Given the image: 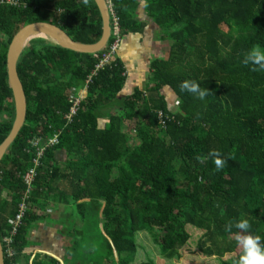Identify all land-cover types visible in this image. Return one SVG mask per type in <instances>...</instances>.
Here are the masks:
<instances>
[{
  "label": "trees",
  "instance_id": "trees-1",
  "mask_svg": "<svg viewBox=\"0 0 264 264\" xmlns=\"http://www.w3.org/2000/svg\"><path fill=\"white\" fill-rule=\"evenodd\" d=\"M14 1L17 6L0 5V144L14 118L5 61L15 33L44 22L75 42L93 44L102 31L93 0ZM108 1L119 37L142 33L141 11L166 55L150 60L145 89L126 95L118 58L92 73L112 35L97 58L43 38L28 42L16 64L26 117L0 161V241L10 236L12 251L6 258L3 247L4 264L28 260L27 237L44 218L35 211L47 202L69 212L71 264L80 259L87 233L98 236L90 264L133 263L139 234L158 264L179 258L188 243L220 264H237L238 236L257 235L264 244V71L242 63L254 46L264 51V0ZM184 81L208 94L200 99L182 91ZM165 89L172 97L165 98ZM80 92L68 121L71 98ZM127 122L133 136L124 131ZM55 133L56 144L46 146ZM212 151L226 160L219 171ZM21 205L23 216L11 235L9 221ZM241 218L249 230H226ZM32 264L58 263L35 257Z\"/></svg>",
  "mask_w": 264,
  "mask_h": 264
},
{
  "label": "crops",
  "instance_id": "crops-1",
  "mask_svg": "<svg viewBox=\"0 0 264 264\" xmlns=\"http://www.w3.org/2000/svg\"><path fill=\"white\" fill-rule=\"evenodd\" d=\"M138 16L140 20L145 21L146 23L144 30L141 34H127L121 37L115 53L116 58L121 61L125 69L126 79L123 91L126 95H130L134 89L143 91L150 79V60L153 58L164 57L166 55V48L156 42L154 37L149 40V35L151 34L150 32L152 29L150 22L141 11H138ZM148 40L149 44L152 40L156 42L157 52H154V54H150L147 51L148 48L146 46V42ZM167 92V89L163 92V95H166V99L168 98ZM59 154L60 156L56 154V157L58 163L62 164L65 157L62 152ZM46 211L47 212L43 215L44 218H41L33 224V227L27 237L28 246L24 254L28 257V260L25 261L21 258L16 264H32L35 257H39L41 259H53L58 264H71L69 259H66V251L69 248V238H67L64 234V227H61L63 225L61 223V217L65 215L63 213L66 211H63V206L53 205L52 202L46 203ZM68 215L69 214H67V216ZM75 226L81 227V224H78L77 221ZM99 228L101 229V225ZM66 260L67 263L65 262ZM86 260L87 259L84 257H80V259L74 260V264H90V262Z\"/></svg>",
  "mask_w": 264,
  "mask_h": 264
},
{
  "label": "water",
  "instance_id": "water-1",
  "mask_svg": "<svg viewBox=\"0 0 264 264\" xmlns=\"http://www.w3.org/2000/svg\"><path fill=\"white\" fill-rule=\"evenodd\" d=\"M101 17L102 31L99 40L93 44H83L73 41L57 25L44 22H35L23 26L12 37L6 51V77L14 104V118L11 129L6 138L0 144V161L8 147L16 138L24 124L26 117V99L24 91L16 71V64L21 52L28 42L35 38L50 39L64 49L81 54H95L102 51L111 34L110 9L107 0H93ZM1 34V33H0ZM40 34V35H39ZM47 40V39H46ZM0 264H4L3 248L0 242Z\"/></svg>",
  "mask_w": 264,
  "mask_h": 264
},
{
  "label": "rangeland",
  "instance_id": "rangeland-1",
  "mask_svg": "<svg viewBox=\"0 0 264 264\" xmlns=\"http://www.w3.org/2000/svg\"><path fill=\"white\" fill-rule=\"evenodd\" d=\"M152 34L149 35V40L152 38ZM149 40L146 42V46L148 48V53H153L157 52V46H156V42H154L152 40V42H150L149 44ZM168 96L172 97V93L171 92H167ZM174 98V97H173ZM133 124L132 123H126L124 125V131L129 132L130 129H132ZM133 130L130 131V135L133 136L134 133ZM135 143V140H132ZM133 143V144H134ZM58 156H60L59 153H57ZM61 162V161H59ZM61 164V163H58ZM38 215H44L46 211V205H44L43 208H38L35 211ZM66 215L61 217V223L63 224L61 227H64V234L67 238H71L72 235H70V232H68L69 228H73V225L71 222H69L68 218H67V212H65ZM78 224H81L78 221ZM80 228V227H77ZM141 234H139L138 236H140ZM138 236H135V241L137 244V252L135 253L134 256V262L131 264H140L143 261H152V264H158V259L155 257L154 253L151 252V249L149 248V246H147L145 241H141V238L138 239ZM199 235L196 236V240L198 238ZM243 236V235H240ZM97 239L98 236L96 233H87V234H83V237L81 238V255L80 257H83L85 259H89L94 257L96 255L95 249H96V245H97ZM72 246L69 245V248L66 251V255H69L70 257H73V253L70 248ZM70 250V251H69ZM242 252V247L240 245H238L236 252L234 253L235 256H237L239 253ZM78 253L80 254V252L78 251ZM179 258L177 259H173V260H169V261H162L160 264H220L219 260L214 258V257H205L203 256L196 248L195 244H190L188 243L187 246L179 251ZM227 256L224 257V259H226ZM116 259V257H115Z\"/></svg>",
  "mask_w": 264,
  "mask_h": 264
},
{
  "label": "clouds",
  "instance_id": "clouds-1",
  "mask_svg": "<svg viewBox=\"0 0 264 264\" xmlns=\"http://www.w3.org/2000/svg\"><path fill=\"white\" fill-rule=\"evenodd\" d=\"M107 2L111 12V5L108 0ZM110 21H111L110 22V29H111V23H112L111 13H110ZM119 38L121 40V37ZM94 56L97 58L96 53L94 54ZM113 58H116V55H114L111 58V61L113 60ZM242 63L244 65L251 64L255 66L252 69L253 71H264V51H262L259 46H254L245 54ZM180 88L182 91L187 90L190 93L197 94L200 99H203L208 94L207 90L202 89L199 86V84L196 82L184 81L181 83ZM209 155H211L214 158L213 162L216 166V170L219 171L225 166L226 160L220 158L221 157L220 152L212 151L209 153ZM233 227L242 231H247L249 230L250 225L246 219L241 218L239 220L229 222L226 225V230H231ZM237 239L239 245L242 247V253L237 261V264H264V244L261 243V239L259 236L243 235V236H238Z\"/></svg>",
  "mask_w": 264,
  "mask_h": 264
},
{
  "label": "built area",
  "instance_id": "built-area-1",
  "mask_svg": "<svg viewBox=\"0 0 264 264\" xmlns=\"http://www.w3.org/2000/svg\"><path fill=\"white\" fill-rule=\"evenodd\" d=\"M1 4H9L12 6H17V2L14 0H0V5ZM111 13V18H112V23H111V35L114 37L112 43L107 47L106 51L101 55L100 59L98 60V63L95 66L94 71L92 72L93 74H96V72L101 69L104 65L108 64L109 61H111V58L115 55L117 47L119 45L120 42V38L118 36V20L116 17H114L112 11ZM90 82V80L88 79L86 84H88ZM86 87V86H85ZM81 94L82 92H80V94L76 97H72L71 99V106L69 108V112L64 116V118L66 120H70L76 115V112L79 108V104H80V99H81ZM57 142V135L56 133L53 134V136L51 138H49L47 140V144L46 146H54ZM36 164V161H34ZM35 175L34 170L31 169L29 170L26 175L24 176V181L27 185L30 184V182L32 181L33 176ZM23 206H20L19 209V213L15 216V218L11 221H9L10 226H12V232L11 235L14 234L15 230L17 227H19V224L21 222V217L23 216ZM1 242V241H0ZM3 242V243H2ZM1 242L2 248H6V258H11L12 257V251L10 248V244H11V237H6L3 238ZM3 248V250H4Z\"/></svg>",
  "mask_w": 264,
  "mask_h": 264
},
{
  "label": "bare ground",
  "instance_id": "bare-ground-1",
  "mask_svg": "<svg viewBox=\"0 0 264 264\" xmlns=\"http://www.w3.org/2000/svg\"><path fill=\"white\" fill-rule=\"evenodd\" d=\"M39 35H40V34H39ZM46 39H47V40H50V39H48L47 37H46ZM50 42L53 43L52 40H51ZM53 44H54V43H53Z\"/></svg>",
  "mask_w": 264,
  "mask_h": 264
}]
</instances>
